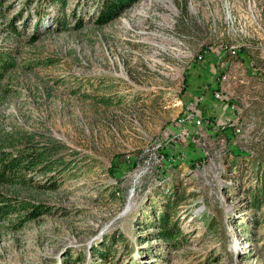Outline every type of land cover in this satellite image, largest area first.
I'll return each instance as SVG.
<instances>
[{"label":"rangeland","instance_id":"obj_1","mask_svg":"<svg viewBox=\"0 0 264 264\" xmlns=\"http://www.w3.org/2000/svg\"><path fill=\"white\" fill-rule=\"evenodd\" d=\"M82 2L0 7L15 64L0 141L61 143L67 161L16 188L51 212L0 223V264H264V199L248 200L264 166V0H139L100 28ZM182 194L166 243L164 199Z\"/></svg>","mask_w":264,"mask_h":264},{"label":"trees","instance_id":"obj_2","mask_svg":"<svg viewBox=\"0 0 264 264\" xmlns=\"http://www.w3.org/2000/svg\"><path fill=\"white\" fill-rule=\"evenodd\" d=\"M55 7L58 15L65 14L68 0H42ZM139 0H83L84 5L91 6L90 19L96 27H104ZM4 0H0V7ZM80 10V9H79ZM76 29L81 26L77 20ZM62 24V23H61ZM12 58L0 50V81L6 72L14 68ZM4 94V90L2 92ZM61 143L51 142L41 144L33 137L4 138L0 141V223H9L11 218L17 219L18 225L29 222L40 216L49 214L51 209L45 205L35 204L30 200L19 199L16 188H26L32 183L35 175L55 179L66 171L67 161L60 152L65 150ZM69 164V163H68ZM56 175V176H55ZM250 208L259 209L264 199V166L260 173L259 184L248 196ZM184 200V194L178 198L175 195L166 196L164 210L159 218L158 238L166 243L177 242L181 231L173 221L176 207ZM108 252V253H107ZM100 259H110L111 252H97ZM109 264V263H108Z\"/></svg>","mask_w":264,"mask_h":264},{"label":"built area","instance_id":"obj_3","mask_svg":"<svg viewBox=\"0 0 264 264\" xmlns=\"http://www.w3.org/2000/svg\"><path fill=\"white\" fill-rule=\"evenodd\" d=\"M226 79V77H225V75H223L222 77H221V81H223V80H225ZM216 97H218L219 98V94H216ZM192 118V115L189 113L188 115H187V117H186V120H181V121H179L178 122V124L179 125H181V126H186V124L189 122V121H194V120H192L191 119ZM193 118H194V116H193ZM193 124H195V126H200L201 124H200V121H196L195 123H193Z\"/></svg>","mask_w":264,"mask_h":264}]
</instances>
